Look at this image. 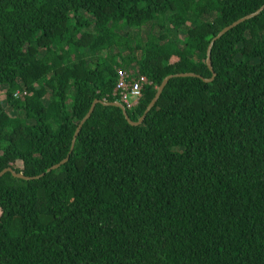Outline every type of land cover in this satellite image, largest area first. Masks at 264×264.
<instances>
[{
  "label": "trees",
  "instance_id": "1",
  "mask_svg": "<svg viewBox=\"0 0 264 264\" xmlns=\"http://www.w3.org/2000/svg\"><path fill=\"white\" fill-rule=\"evenodd\" d=\"M264 0H0V173L70 153L119 72L209 79ZM139 126L96 104L68 161L0 178V264H264V11ZM18 96L16 97V95Z\"/></svg>",
  "mask_w": 264,
  "mask_h": 264
},
{
  "label": "water",
  "instance_id": "2",
  "mask_svg": "<svg viewBox=\"0 0 264 264\" xmlns=\"http://www.w3.org/2000/svg\"><path fill=\"white\" fill-rule=\"evenodd\" d=\"M264 11V5L261 6L256 12L252 13V14H249L239 20H237L236 22H234L232 25L226 27L225 29H223L216 37H214L208 48H207V59H206V65L208 67V69L211 71V74L212 76L209 78V79H206V78H203L199 75H196L194 73H181V74H176L174 76H168L166 77L163 82L161 83V85L158 87L157 89V92L154 96V98L150 101V103L148 104V106L146 107L142 117L139 119L138 122H133L129 119L128 117V114H127V109L124 107L123 104L119 103V102H114V103H103L101 101H98V100H95L89 110V112L87 113V115L85 116V118L83 120H81V122L79 123L74 135H73V139H72V144H71V148H70V153L68 155V157H66L63 161H61L60 163L52 166L51 168L47 169V171L45 173H42L41 175L39 176H34V177H28V176H25L23 175L22 173H17L15 172L12 168H6L5 170H3L1 173H0V178L5 175L6 173H11L12 176L16 179H20V180H24V181H32V180H37V179H40L42 178L46 173H50L52 172L53 170H57L60 166H62L63 164H65L68 159H69V156L71 154V152L73 151V148H74V144H75V141H76V138L82 128V125L89 119V117L91 116L92 112L94 111V108L96 106V104L98 103H101L103 105H111L113 107H117L119 109L122 110L123 112V115L126 119V121L129 123V125L131 126H139L142 124V122L144 121L146 115L149 113V111L155 106V104L157 103L158 99L160 98L161 94H162V91L164 90L165 86L167 85V83L169 82V80L173 79V78H197V79H200L202 80L203 82L205 83H211L213 82V80L215 79L216 77V74L215 72L213 71V68H212V63H211V50H212V47L214 45V43L220 39L225 33H227L228 31H230L231 29L237 27L238 25L244 23L245 21H248L250 19H253L255 17H258L262 12Z\"/></svg>",
  "mask_w": 264,
  "mask_h": 264
},
{
  "label": "built area",
  "instance_id": "3",
  "mask_svg": "<svg viewBox=\"0 0 264 264\" xmlns=\"http://www.w3.org/2000/svg\"><path fill=\"white\" fill-rule=\"evenodd\" d=\"M146 83L147 79L144 76H131V74L126 72H119L116 86L119 96L117 102L123 104L126 109L132 108L142 98V88Z\"/></svg>",
  "mask_w": 264,
  "mask_h": 264
},
{
  "label": "rangeland",
  "instance_id": "4",
  "mask_svg": "<svg viewBox=\"0 0 264 264\" xmlns=\"http://www.w3.org/2000/svg\"><path fill=\"white\" fill-rule=\"evenodd\" d=\"M0 91H2V90H0Z\"/></svg>",
  "mask_w": 264,
  "mask_h": 264
}]
</instances>
